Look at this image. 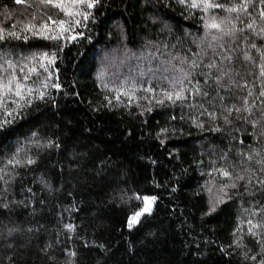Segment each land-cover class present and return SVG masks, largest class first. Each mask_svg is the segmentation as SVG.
<instances>
[{
    "label": "trees",
    "instance_id": "1",
    "mask_svg": "<svg viewBox=\"0 0 264 264\" xmlns=\"http://www.w3.org/2000/svg\"><path fill=\"white\" fill-rule=\"evenodd\" d=\"M58 2L64 7L42 0H0V80L7 83L15 76L25 89H33L32 103L0 129V205H9L0 207V264H10L9 257L11 264H258L244 256L259 257L261 251L247 223L264 225V189L255 179L248 192L241 183L230 190V200L202 218L208 188L214 194L229 183L216 170L235 174L233 165H251L255 176L264 179L260 165L241 163L240 153L255 150L264 156V98H258L264 83L259 71L264 36L245 28L250 21L244 12L226 11L241 0H210L224 7L207 12L187 7L192 0L185 6L177 0H99L92 9L74 0ZM248 3L257 28L264 27L260 0ZM85 11L91 13L88 20L69 14ZM213 17L224 21L225 30L236 23L245 31L212 41L220 35L205 27ZM60 21L71 29L65 37L82 35L52 40L24 31L28 23L37 30L47 24L49 34L58 35ZM13 31L20 38L10 36ZM252 43L261 51L252 49ZM245 51L251 60L244 59ZM53 52L56 60L49 65L42 54ZM224 55L233 57L239 72L234 78L240 84L246 80L248 87L234 85L219 95L224 104L240 107L239 97L251 89L252 114L240 115L257 120L255 129L236 114L226 125L212 78L204 85V66L219 63ZM182 59L197 61L193 83L199 80L207 97L189 92L175 103L164 98L163 91L172 90L169 80L180 67L188 68ZM116 60L119 64H112ZM168 63L172 67L165 72ZM57 82L59 89L42 88ZM37 90L46 91L44 99L35 98ZM13 99L18 98L5 93L6 108H15ZM161 99L164 103H157ZM50 139L60 147H45ZM29 156L32 165L7 163ZM146 196L157 198L150 203L151 212L128 228ZM66 224L75 227L69 230ZM10 228L18 230L9 236ZM259 231L264 233V227Z\"/></svg>",
    "mask_w": 264,
    "mask_h": 264
},
{
    "label": "snow or ice",
    "instance_id": "2",
    "mask_svg": "<svg viewBox=\"0 0 264 264\" xmlns=\"http://www.w3.org/2000/svg\"><path fill=\"white\" fill-rule=\"evenodd\" d=\"M16 3H22L23 0H15ZM43 3L46 4H53L55 3L56 7L63 8L64 5L59 3L58 0H42ZM75 3L78 4H83L86 6L87 9H92L93 7L96 6V4L99 3V0H74ZM177 3H179L182 6L186 5V0H177ZM260 4L262 5L260 11H259V17L261 20H264V0H260ZM187 7H190L192 9L195 8H202L205 12H207L209 9L212 8H223V5L220 4H214L211 3L210 0H202V3H197L196 0H192L191 4L186 5ZM249 8V3L248 0H241V3L238 5H233L232 7H229L226 9L227 12L232 13H240L244 12L246 15L249 16V23L245 25V28L250 31L254 32L255 35L257 36H264V27L257 28L255 20L252 19L250 13L248 12ZM70 15H79L82 16L83 20H88L91 13L90 12H77V13H69ZM51 20V17L48 18ZM237 21L239 22V17L237 16ZM53 24H55V21H52ZM60 30L58 35H50L49 34V28L47 24H44L41 26L39 30L36 29L35 25L28 23L24 26V31L28 32L31 31L34 36H41L46 39H52V40H59L62 37L68 40H75L77 38V35H82V33H77L76 35L72 36H67L65 37L66 32H70V28H64V21H60ZM80 20H76L75 24H80ZM224 23L223 20H221L219 23L216 22V19L213 17L212 22L208 23L206 21L205 27L212 28L218 30L220 33L219 36L213 35L212 36V41H221L225 35L227 36H233L235 37L237 33H243L245 31V28H238L236 23H232L231 27L225 30V28L222 27V24ZM16 26L13 25V28ZM3 29H0V32H2ZM10 36L13 37H18L17 33L15 31L9 33ZM2 35H0V39H2ZM23 39L27 40L28 36L24 35ZM248 38L245 37V40ZM212 45H210L211 47ZM220 47H223L221 44ZM252 49H255L257 52H260L261 49L257 47L255 43H252L250 45ZM57 53L53 52L51 55L48 53L42 54V59H46L49 65H52L55 63ZM244 59L245 60H251L252 57L248 55V52L245 51L244 53ZM261 64L259 66V71H260V78L262 81H264V53H261ZM188 64V68L185 69L184 67H180L178 69L179 75L175 77L174 79L169 80V83L172 86L171 91H163V96L165 99L168 101H172L175 103L176 101H183L186 98V93H191L193 96L200 95L203 97H207L209 95V92L204 91L201 82L199 80H195L193 83V73L197 70L198 67H200L197 63L196 60L192 61H187V59H182L181 64ZM233 65V66H229ZM9 66L11 67V62H9ZM43 66V65H42ZM205 68L208 69L207 72L201 73V75L204 76V85H208L209 78L211 77L213 80V84L216 86V91L218 94V98L221 101V106L224 109V111L221 113V116L224 120V123L226 125H230L232 121L230 120V116L233 114H236L237 118L243 119L246 122L251 123L253 128L255 129L258 125L257 120H251L248 121L247 116H241L240 114L242 112H246L248 116H251L253 107L252 105L255 103L253 100L251 104L249 103V97L253 95L251 89H249L248 93L246 96L239 97L240 100H242V105L240 107H237L235 104H232L231 106H228L223 103L225 100V97L222 95H219L221 91L224 92H229L232 90V87L235 85L237 88H247L248 83L245 80L243 84H240L237 82V80L234 78V73L236 75H239L238 70L235 68L233 64V57L231 55H224L222 56L221 60L219 63L216 62H211L208 65L204 66ZM213 69H215V76L213 77ZM21 71H23V68H21ZM163 71H167V68L163 69ZM51 75V73H49ZM28 77L24 76V80H27ZM15 81V83H14ZM56 88L59 89L61 87L60 83H53V84H48L45 83L42 88L47 89L48 87ZM23 90V91H22ZM45 90H37V95L35 98L37 99H44L46 96V91ZM147 91L151 92L153 91L152 88H148ZM5 93L8 95H14L18 99H13L11 101L12 104L15 105V108H6L5 107ZM24 93H27V98ZM32 94H33V89L32 88H26L23 84H21L18 80L15 79V76L10 78L7 83H4L2 80H0V109H4L3 111V116L4 119L0 120V129H3L5 125L10 124L13 122V120L20 115V110L23 108L27 107L32 103ZM127 95V93H125ZM258 98H264V83H261L260 85V93ZM119 99V97H117ZM20 101H23L21 103ZM157 103L163 104L164 99H161L157 101ZM261 105L264 106V99L261 100ZM201 107H203L201 105ZM206 111V110H205ZM209 116L215 117L216 114L209 112ZM11 117L12 119H9ZM261 118L264 119V111H261ZM202 126V125H201ZM219 128H214L213 131H219ZM166 129H161V132H166ZM32 135L35 137L37 133H32ZM159 135V134H158ZM255 135V133H254ZM260 136H264V131L260 133ZM163 143V141H161ZM241 144H243V141H240ZM45 147H56L59 148L60 145L57 144L54 140H48ZM17 153L21 151L20 148H17ZM15 155V154H14ZM242 156L241 163L246 164L249 162H254L257 165H260V168L258 169L259 173L261 175H264V156H262L261 152L253 150L252 152H249L247 154L240 153ZM260 157V158H257ZM8 164H21L25 163L27 165H32L35 163V160L31 158L30 156L27 157L24 161H21L19 159H10L7 162ZM234 168H237L238 170L235 172V174L230 173L227 170L224 169H219L216 170L221 176L227 178L229 180V183L227 184H222L220 185L219 188L216 189L215 193L213 194L212 188H208V191L210 193V199L208 202L207 206V211L202 214L203 216H211L212 213L217 211V208L219 205L225 203L226 200H230L232 197L230 195V190H234L243 183L244 191L248 192L249 186L252 185L253 180L255 179V183L260 186L261 189H264V179H259L255 176V173L257 172L256 168L251 167L249 165L248 167H238V165H233ZM0 179H3V176H0ZM12 177L9 176V180H11ZM8 181H5V184H7ZM41 183H43L46 187L51 188V185L41 177ZM6 190V189H5ZM26 191L31 192V188L26 189ZM173 191H176L175 188H173ZM157 198L152 196V197H144L145 200V206L144 208L136 212L132 217L129 218L127 227L132 228L134 223H137L139 221V217L143 213H150L151 212V205L150 202L155 201ZM17 203H24L23 201L17 202ZM42 203V202H41ZM0 207H3L4 209H8L9 205L8 204H3L0 205ZM249 228H248V234L253 237H258L257 243L261 245V251L259 253V257L257 255H249V253H244V256L246 259H251L254 262H258V264H264V233H261L259 229L264 227V225L260 223L254 224L252 220L247 221ZM65 228L69 230L74 229V225L72 224H66L64 225ZM18 229L16 228H10L8 229V235L11 236L13 232L17 231ZM233 243L237 246L240 247L241 245L239 244L238 241H233ZM11 247V245H9ZM101 247H103L101 245ZM75 252H71L70 256H75ZM9 262L11 264V257H9Z\"/></svg>",
    "mask_w": 264,
    "mask_h": 264
},
{
    "label": "rangeland",
    "instance_id": "3",
    "mask_svg": "<svg viewBox=\"0 0 264 264\" xmlns=\"http://www.w3.org/2000/svg\"><path fill=\"white\" fill-rule=\"evenodd\" d=\"M112 64H114V65H117V64H119V63H117V60L116 61H114V62H112ZM123 66H124V64H122ZM170 66H171V64L170 63H168V64H165L164 66H163V69H165V68H167V70L170 68ZM172 67V66H171ZM124 69H125V67H124ZM101 83L105 86V87H107V83L104 81V80H101ZM214 192V191H213ZM151 203V202H150ZM144 206H145V200H144Z\"/></svg>",
    "mask_w": 264,
    "mask_h": 264
}]
</instances>
